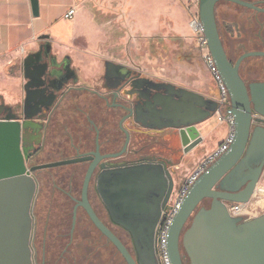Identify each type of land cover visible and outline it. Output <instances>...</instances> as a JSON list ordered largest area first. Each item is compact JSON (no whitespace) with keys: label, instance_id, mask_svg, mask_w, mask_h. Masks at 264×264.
Instances as JSON below:
<instances>
[{"label":"flooded vegetation","instance_id":"1","mask_svg":"<svg viewBox=\"0 0 264 264\" xmlns=\"http://www.w3.org/2000/svg\"><path fill=\"white\" fill-rule=\"evenodd\" d=\"M221 1H225L224 9ZM245 1L264 9V0ZM245 12L252 15L249 30L251 26L264 27L263 10L232 0H219L216 5L220 34L231 60L232 51L241 52L238 58L245 52L264 51V36L260 34L230 35V40L224 36L232 24L241 29ZM222 13L230 27L221 26ZM97 56L96 66H84L72 53L55 49L51 33H42L35 46L24 49L14 65L19 79L18 100L9 102L0 92V120L11 116L21 124V144L29 154L27 168L60 163L31 171L37 184L31 209L33 264H129L120 248L92 219L88 206L136 257L133 235L120 223L117 170L161 164L174 177L168 202L177 187L172 168L183 160L185 149L179 119L163 117L162 106L155 103L164 102L167 93L180 92L181 88L195 90L147 76L119 57L101 59V53ZM257 57L264 58L250 56L240 65V74L249 88L251 83L264 82V60ZM258 126L264 127V122L254 121L247 151L217 184V190H246L256 178L253 196L264 172L263 166L256 174L264 160V150L253 147V137L260 132ZM175 137L178 146L171 148L168 143ZM168 191L169 186L161 200L159 221ZM212 201L206 197L200 202L186 222L182 239ZM263 214L264 209L254 212L251 218L233 217L240 225ZM181 249L185 263L192 264L183 242Z\"/></svg>","mask_w":264,"mask_h":264},{"label":"water","instance_id":"2","mask_svg":"<svg viewBox=\"0 0 264 264\" xmlns=\"http://www.w3.org/2000/svg\"><path fill=\"white\" fill-rule=\"evenodd\" d=\"M218 1L200 0L199 13L210 52L230 92L235 117L234 140L231 147L196 181L171 223L168 251L172 264H186L182 242L192 256V264H264V214L238 225L236 217L228 212L222 202H248L256 178L248 189L238 192L215 188L247 151L254 121L264 120L255 116L259 114L264 117V82L251 83L249 88L240 74V65L244 59L264 56V51L245 52L235 63L232 62L217 22ZM232 1L264 11L245 0ZM31 6L33 15L39 16V0H31ZM164 97V102L157 100L155 105L162 106L160 113L163 117L179 119L177 125L185 146L184 152L189 153L203 143L204 136L197 125L219 111L217 97H208L185 88H181L180 92H169ZM257 128L260 132L253 137V147L264 150V127ZM21 134V124L11 116L0 120V264H33L30 246L31 209L37 184L31 171L60 164L48 163L28 169L26 159L29 154L21 144ZM263 166L264 160L256 174H259ZM115 179L120 184V223L133 235L136 257L88 206L92 219L120 248L129 264H160L155 245L156 231L161 200L169 186L163 202L165 208L174 186L170 169H164L161 164L123 167L117 170ZM87 183L88 179L85 188ZM206 197L213 198L211 207L199 214L191 230L182 239L186 222ZM109 206L113 210V206Z\"/></svg>","mask_w":264,"mask_h":264},{"label":"rangeland","instance_id":"3","mask_svg":"<svg viewBox=\"0 0 264 264\" xmlns=\"http://www.w3.org/2000/svg\"><path fill=\"white\" fill-rule=\"evenodd\" d=\"M169 1L177 3L180 2V0ZM187 3L191 6L193 11L198 10V3H196L195 0H188ZM136 6L138 9L137 11H143L145 8H148L150 13L154 12V10H156L159 5L154 4L152 0H137ZM223 6H225V4L222 2L220 4V7L224 9ZM108 7L111 9V11L109 16L107 17L101 14V8L98 5H94L90 9L92 13L93 23H103V17H105V21L108 23V30L104 35H101L100 37L97 31H95V29L97 30V28H94L91 23L89 25L88 22L84 21V17L79 18L76 23V27L75 25H73V27L70 28L69 23L75 20L72 19L70 21H65L63 24L64 26L62 27L63 29L65 28L66 30L72 32L73 35H70L69 32L65 31L59 33H51L54 39L55 49L60 50L64 53L67 52L74 54L75 56H77L78 60L82 61V64L84 66H96L94 65V62L98 60L97 55L99 53L104 54V56L100 57L101 59L113 55L114 57H119L122 60L132 63L133 68L141 71L147 76L168 80L191 88L195 85V79H193L192 77H181V75L177 73L174 63L180 57L184 58L186 55H188L193 62L195 60L193 58L197 55L194 62L196 63L197 61L196 65H201V72L199 73V75L200 77H202V79L209 83L211 90H213V93H215L216 95L217 89L214 84V80L207 67L202 62L201 56L199 55V52L195 47L194 39L192 37L193 32L189 25L190 17L188 15V12L183 13V18L179 21L182 30H184L190 37L189 41L183 46V49H185L186 52H184L181 47L176 51L174 50V52L172 53L168 52L166 54L159 53V47H157V44L155 42L150 43V41H154L157 38L161 41L177 40L179 36L174 28H168V30H166L163 34H160V32H158L157 36L145 34L146 32H144V28H141L140 30L138 29V22L140 20L132 19L131 31L128 25H119L122 21L120 22V20L116 19L117 13L113 14V6L111 2L108 3ZM249 14L250 13L248 12L244 13V16L242 17L243 21L240 24L241 29H239L235 24H232V29H230L229 32L227 31V33L225 32L224 36L227 40H230V35L240 36L242 34L244 36L247 33L249 35L251 33H257L264 36V27L259 29V26L256 25L251 26L250 30L247 28V25L251 22L250 18H252V15ZM261 16L262 18H264V14H262ZM220 20L223 29L225 27H230L231 24L225 19L224 13L221 14ZM141 21H143V19ZM92 28H94V30ZM258 29L259 31H257ZM89 36L93 38H96L97 36L99 41L97 43H92L89 40ZM240 53L241 52H230L232 60L236 61ZM18 56L14 57L13 62L4 67L1 70L2 73H0V92L9 102H16L20 93L19 79L14 67V65L20 58V55ZM257 58L264 60V58L261 57ZM206 96L211 97L209 95ZM207 121H209L208 123L210 124V126H208L207 123L202 126V131L204 133L208 130L210 133V136L206 140V143L203 144L205 141L204 137V141L201 145H199L189 153L184 152L183 160L180 163L174 162L175 166L172 169L175 170L174 176L176 177V184L182 181L186 177V175L189 174L190 170L193 169L197 161H200L206 155L207 148H211L222 136H226L227 134L229 124H221V122L218 120V113L207 119ZM168 144L171 148L178 146L176 137L175 141L171 139ZM258 186H264V172L260 182L258 183Z\"/></svg>","mask_w":264,"mask_h":264},{"label":"crops","instance_id":"4","mask_svg":"<svg viewBox=\"0 0 264 264\" xmlns=\"http://www.w3.org/2000/svg\"><path fill=\"white\" fill-rule=\"evenodd\" d=\"M109 2H111L113 6V14L117 13L116 19L120 20V22L122 21L119 25H128L131 31L132 19L140 20L138 22V29L144 28L145 34L157 36L158 32L163 34L168 28H174L176 30L179 38L175 41L165 40V42L158 38L154 41H150V43L155 42L157 44L159 53L167 54L181 47L183 49L184 44L189 41V35L182 30L179 22L183 18V13L188 12L182 0H180L179 3L169 0H152L154 4L159 6L154 12L150 13L148 8H145L143 11H137V0H39L40 15L37 17L33 15L31 0H0V73H2L1 70L4 67L13 62L14 57L18 55L21 57L24 49L34 47L37 37L42 33H59L65 31L73 35L72 32L62 27L65 21L72 20H66L64 18V13L71 7H76L77 13L75 15L76 18H73L75 20L69 23L70 28L73 27V25L76 27L79 18L84 17V21L88 22L89 25L91 23L94 28H97L95 31H97L98 35L101 37V35H104L108 30V23L105 21V17H103V23H93L90 9L92 6L98 5L101 8V14L107 17L111 11L108 7ZM142 19L143 21H141ZM94 28L92 29L94 30ZM89 37L92 43H97L99 41L97 36L96 38ZM183 50L186 52L185 49ZM196 57L197 55L193 59L196 60ZM194 61L192 62V59H190L188 55L184 58L180 57L174 63L177 73L183 78L192 77L195 79V85L192 87L193 90L204 95L216 97L217 93L215 95L209 83L199 75L201 72V65H196L197 61L196 63ZM208 122L209 121L205 120L197 125L201 134L205 137L203 144L206 143V140L210 136L209 130L205 133L202 131V126H204V124L207 123V125L210 126ZM221 124L228 125L226 122H221ZM230 131L231 128L228 125L226 136H222L216 144L211 148H207L206 154L222 142ZM198 162L199 161H197V163Z\"/></svg>","mask_w":264,"mask_h":264},{"label":"built area","instance_id":"5","mask_svg":"<svg viewBox=\"0 0 264 264\" xmlns=\"http://www.w3.org/2000/svg\"><path fill=\"white\" fill-rule=\"evenodd\" d=\"M189 12V25L193 32L195 47L197 48L202 62L207 67L211 74L214 84L217 89V100L219 102L218 120L229 124L231 131L227 137L220 142L212 151L208 152L186 177L177 183L176 190L163 209L161 219L156 231V253L160 264H172L168 251V236L171 223L180 210L186 196L196 181L214 164L232 145L235 131V117L231 108V97L227 85L218 69L217 63L210 52L208 38L205 34L204 24L200 18L199 3L200 0H195L198 3V10H192L188 5V0H182ZM77 13L76 7H71L64 13L66 20L73 19ZM255 116L264 119L263 116L255 114ZM260 122H264L260 121ZM228 212L232 216L251 218L254 212L264 209V186H257L253 196L248 202H225Z\"/></svg>","mask_w":264,"mask_h":264},{"label":"trees","instance_id":"6","mask_svg":"<svg viewBox=\"0 0 264 264\" xmlns=\"http://www.w3.org/2000/svg\"><path fill=\"white\" fill-rule=\"evenodd\" d=\"M221 2H225V1H221Z\"/></svg>","mask_w":264,"mask_h":264}]
</instances>
